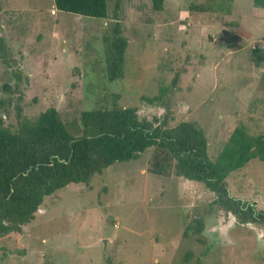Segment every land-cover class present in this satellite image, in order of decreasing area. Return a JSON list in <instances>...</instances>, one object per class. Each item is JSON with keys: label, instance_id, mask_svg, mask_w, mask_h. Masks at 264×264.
<instances>
[{"label": "rangeland", "instance_id": "1", "mask_svg": "<svg viewBox=\"0 0 264 264\" xmlns=\"http://www.w3.org/2000/svg\"><path fill=\"white\" fill-rule=\"evenodd\" d=\"M153 3L122 0L115 21L113 0L105 19L53 0H0V127L17 130L18 108L30 122L54 108L78 136L82 112L133 108L163 129L196 123L211 161L240 125L264 136V53H252L264 49V10L252 0ZM116 23L127 47L123 77L109 81ZM154 152L44 197L20 234L0 236V264H264V225L240 224L173 169L152 173ZM226 185L264 213V161Z\"/></svg>", "mask_w": 264, "mask_h": 264}, {"label": "trees", "instance_id": "2", "mask_svg": "<svg viewBox=\"0 0 264 264\" xmlns=\"http://www.w3.org/2000/svg\"><path fill=\"white\" fill-rule=\"evenodd\" d=\"M107 1L53 0V6L63 13L105 19ZM121 1L113 0L115 21ZM161 1L154 0V9H161ZM252 5L264 10V0H252ZM126 47L127 40L116 23L106 52L109 81L123 77ZM252 53L256 56L264 49ZM145 100L154 104L159 98ZM21 113L18 108L16 131L0 127V236L20 234L44 197L70 184H87L108 167L135 160L151 147L155 148L149 167L152 173L166 174L173 169L177 177L203 184L215 195L214 204L240 224L264 225V213L228 195L226 179L231 173L251 161H264V136L249 135L243 125L233 130L221 153L211 161L205 134L194 122L163 129L139 120L133 108L98 109L81 113L80 135L73 136L54 108L34 122Z\"/></svg>", "mask_w": 264, "mask_h": 264}, {"label": "water", "instance_id": "3", "mask_svg": "<svg viewBox=\"0 0 264 264\" xmlns=\"http://www.w3.org/2000/svg\"><path fill=\"white\" fill-rule=\"evenodd\" d=\"M105 244H106V241H104V246H105Z\"/></svg>", "mask_w": 264, "mask_h": 264}]
</instances>
